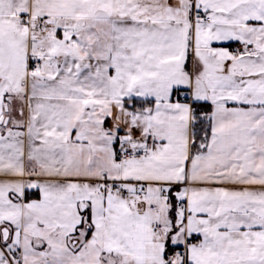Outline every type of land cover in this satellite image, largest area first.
Listing matches in <instances>:
<instances>
[{
    "label": "snow or ice",
    "instance_id": "obj_1",
    "mask_svg": "<svg viewBox=\"0 0 264 264\" xmlns=\"http://www.w3.org/2000/svg\"><path fill=\"white\" fill-rule=\"evenodd\" d=\"M0 264H264V0H0Z\"/></svg>",
    "mask_w": 264,
    "mask_h": 264
}]
</instances>
